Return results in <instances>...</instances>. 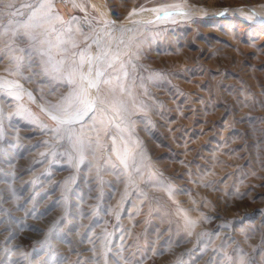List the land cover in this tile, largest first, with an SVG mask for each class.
Returning a JSON list of instances; mask_svg holds the SVG:
<instances>
[{"label":"rangeland","instance_id":"rangeland-1","mask_svg":"<svg viewBox=\"0 0 264 264\" xmlns=\"http://www.w3.org/2000/svg\"><path fill=\"white\" fill-rule=\"evenodd\" d=\"M0 264H264V0H0Z\"/></svg>","mask_w":264,"mask_h":264},{"label":"snow or ice","instance_id":"snow-or-ice-1","mask_svg":"<svg viewBox=\"0 0 264 264\" xmlns=\"http://www.w3.org/2000/svg\"><path fill=\"white\" fill-rule=\"evenodd\" d=\"M97 75H98V76H99V75H102V73L98 72ZM93 86H94V85H93ZM53 118H55V117H53Z\"/></svg>","mask_w":264,"mask_h":264}]
</instances>
